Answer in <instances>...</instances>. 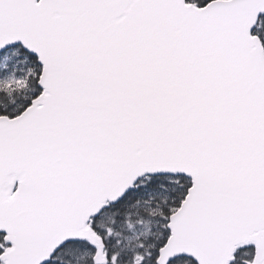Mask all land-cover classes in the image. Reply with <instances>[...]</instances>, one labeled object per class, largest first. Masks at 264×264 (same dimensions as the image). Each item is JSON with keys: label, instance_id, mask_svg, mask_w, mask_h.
Returning a JSON list of instances; mask_svg holds the SVG:
<instances>
[{"label": "snow or ice", "instance_id": "6c2138e0", "mask_svg": "<svg viewBox=\"0 0 264 264\" xmlns=\"http://www.w3.org/2000/svg\"><path fill=\"white\" fill-rule=\"evenodd\" d=\"M0 264H264V0H0Z\"/></svg>", "mask_w": 264, "mask_h": 264}]
</instances>
